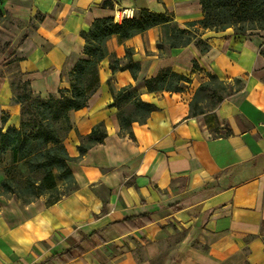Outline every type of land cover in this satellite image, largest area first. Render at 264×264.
I'll return each mask as SVG.
<instances>
[{
  "label": "crops",
  "instance_id": "obj_1",
  "mask_svg": "<svg viewBox=\"0 0 264 264\" xmlns=\"http://www.w3.org/2000/svg\"><path fill=\"white\" fill-rule=\"evenodd\" d=\"M130 8L170 15L182 29L204 19L200 0H0V12L26 22L15 55L0 53V128L21 126L8 72L16 55L33 93L48 98L70 88L66 72L84 55L82 33ZM199 33L210 47L204 53L194 43L160 50L161 26L108 40L122 63L125 49L134 50L139 79L128 70L114 74L105 58L99 89L70 114L64 143L73 158L80 136L100 123L107 133L69 164L75 191L52 204L45 197L25 203L4 195L0 178V264H264V34ZM164 68L190 84L147 92L144 81ZM207 73L243 80L214 112L217 133L189 116ZM109 82L114 90L137 86L158 108L147 123L133 124L134 137L121 131Z\"/></svg>",
  "mask_w": 264,
  "mask_h": 264
},
{
  "label": "trees",
  "instance_id": "obj_2",
  "mask_svg": "<svg viewBox=\"0 0 264 264\" xmlns=\"http://www.w3.org/2000/svg\"><path fill=\"white\" fill-rule=\"evenodd\" d=\"M203 6L204 19L191 22L187 29L180 28L172 16L156 14L148 10L136 14L133 18L114 22L113 18L96 20L88 33H82L86 44L84 55L66 72L69 89H61L57 94H50L43 98L31 90L30 82L20 78L11 81L13 101L21 105L20 128L10 127L4 132L0 128V157L11 155L7 173L24 166L26 173L19 181L16 178H5L2 183L3 194L13 195L25 203H31L38 198L45 197L48 204L58 202L66 195L77 189L69 164L79 160L88 153L95 144L103 143L107 138L104 123L96 125L90 135L80 136L78 146L80 155L73 158L66 149L65 137L73 129L70 114L88 105L89 100L100 87L99 64L105 58H111V69L115 74L119 70H128L132 78L138 81L141 64L132 58L134 50L125 49V62L116 58L107 48V42L112 37H119L120 41L132 39L154 27H162V38L157 47L164 50L194 45L202 52L210 49L206 40L202 39L201 30L213 32L233 29L236 34L246 36L249 32L264 34V0H200ZM2 15V12H0ZM199 27V28H198ZM264 39V35H263ZM264 57V41L260 50ZM198 69V65H195ZM205 81L195 93L190 108V117H197L205 113L203 102L216 99L217 103L230 97L234 92L232 85L222 81L216 75L207 73ZM191 78L175 73L171 68L161 69L156 77L144 81L147 92H182L190 84ZM235 83H242L236 79ZM113 106L118 109L123 134L134 137L132 126L135 122L145 124L157 106L142 100L141 93L135 85H129L114 90ZM72 257V256H71Z\"/></svg>",
  "mask_w": 264,
  "mask_h": 264
},
{
  "label": "rangeland",
  "instance_id": "obj_3",
  "mask_svg": "<svg viewBox=\"0 0 264 264\" xmlns=\"http://www.w3.org/2000/svg\"><path fill=\"white\" fill-rule=\"evenodd\" d=\"M25 24H26L25 21H22L17 17L5 13L4 11L2 12V15H0V53L1 54H6L9 56L15 55V52L17 51L18 48L17 44L20 42L19 36L17 35L20 33L22 27L26 26ZM253 33L249 32L248 34H253ZM15 36H17V38ZM164 48L165 51L169 49L167 47ZM17 61H18V56L16 55L11 60V65L8 67V72L10 74L11 81L13 82H17L20 78L19 71L17 68ZM228 83L232 85L233 90L240 89L243 87V80L242 83L240 84L235 83V81ZM202 104L205 107V113L200 114L197 117L203 118L202 123L204 127H208L209 129L212 130V132L217 133L219 127H218V122L214 116V112L220 106L221 102L217 103L216 99H208V101H205ZM10 160H11V155L8 153L7 155L0 157V178L1 179L3 178L4 180L5 178H7V176H9L16 178L20 181L22 179L23 174L26 173V168L24 166H18L17 170H14L9 174L7 173V168L10 165ZM9 196H13V195L9 194L8 197Z\"/></svg>",
  "mask_w": 264,
  "mask_h": 264
},
{
  "label": "built area",
  "instance_id": "obj_4",
  "mask_svg": "<svg viewBox=\"0 0 264 264\" xmlns=\"http://www.w3.org/2000/svg\"><path fill=\"white\" fill-rule=\"evenodd\" d=\"M135 16L134 9H123L121 11L116 12L113 17L114 22L121 23L123 20L131 19Z\"/></svg>",
  "mask_w": 264,
  "mask_h": 264
}]
</instances>
